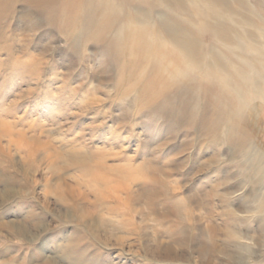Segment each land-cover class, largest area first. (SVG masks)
I'll list each match as a JSON object with an SVG mask.
<instances>
[{
  "label": "rangeland",
  "instance_id": "rangeland-1",
  "mask_svg": "<svg viewBox=\"0 0 264 264\" xmlns=\"http://www.w3.org/2000/svg\"><path fill=\"white\" fill-rule=\"evenodd\" d=\"M63 1L0 0V264H264V103L243 90L238 120L201 77L165 85L120 24L84 37Z\"/></svg>",
  "mask_w": 264,
  "mask_h": 264
},
{
  "label": "bare ground",
  "instance_id": "bare-ground-1",
  "mask_svg": "<svg viewBox=\"0 0 264 264\" xmlns=\"http://www.w3.org/2000/svg\"><path fill=\"white\" fill-rule=\"evenodd\" d=\"M247 1L64 0L62 4L67 21L74 28L79 25L82 36L98 37L93 25L99 19L109 26L120 24L121 38L135 43L131 55L151 69L157 79L163 77L165 85L182 91L201 77V86L217 88L214 93L226 112L241 120L248 106L243 90H249L250 100L264 103V40H245L242 35L248 31L240 32L232 24L235 14H239L248 25L264 31V19ZM221 84L232 91L223 92ZM246 163L254 170L257 190L264 184V157L250 151ZM261 195L258 193L254 201L259 202L255 208L263 216Z\"/></svg>",
  "mask_w": 264,
  "mask_h": 264
}]
</instances>
